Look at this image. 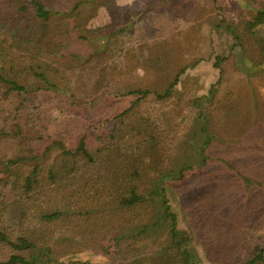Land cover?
<instances>
[{"label":"trees","instance_id":"1","mask_svg":"<svg viewBox=\"0 0 264 264\" xmlns=\"http://www.w3.org/2000/svg\"><path fill=\"white\" fill-rule=\"evenodd\" d=\"M236 1L251 13L213 21L216 34L231 37L229 51L212 55L216 80L187 101L198 129L177 140L176 88L201 59L175 68L174 47L162 43L163 50L148 44L144 55L135 52L143 41L131 46L126 35L145 15L135 1L0 0V264H264L262 236L241 245L243 253L225 236L208 249L179 189L195 176L204 202L236 213L247 206L244 196L258 194L264 206V99L250 76L264 71V0ZM199 2L157 6L148 32L195 25L209 11ZM211 4L222 9L219 0ZM102 8L108 21L92 26ZM236 47L245 94L231 89L225 70ZM90 111L99 115L84 119ZM66 117L73 138L58 129ZM105 121L110 127L93 136ZM130 135L139 138L135 151L123 147ZM82 250L109 257H74Z\"/></svg>","mask_w":264,"mask_h":264},{"label":"rangeland","instance_id":"2","mask_svg":"<svg viewBox=\"0 0 264 264\" xmlns=\"http://www.w3.org/2000/svg\"><path fill=\"white\" fill-rule=\"evenodd\" d=\"M135 1V7L137 12H145V15L137 20L135 23L136 29L131 31L127 39V43L131 46L139 43L140 47L136 48L135 52L144 55L149 49L148 44L151 47H156L159 50H163V47H159L162 43L164 46L167 44L174 47V55H176L177 62L175 63V68L179 65H184L186 63H192L197 59L201 61L195 67H191L187 70L186 74L182 76L180 85L176 88L177 95L182 102L181 107L183 109V115L179 119V129L178 138L181 139L189 132L196 131L198 129V123L196 114V109L192 108L187 104L188 99L195 95L204 94L209 85L213 83L217 78V70L212 66L213 57L215 52L218 53H228V47L231 43V37L226 33H218L213 29V21H216L219 16H222L232 22H237L239 19H245L250 15L249 9H243V6H239L236 0H219L222 5V9L218 10L211 4V0H199L200 4L209 3V11L207 16L203 19L195 22V25L184 24L180 27L178 33L167 30L165 34L160 36H154L148 32V28L153 21L151 19L152 15L158 14L160 6L165 11L167 7L174 6L178 4L180 0H133ZM132 0H117L120 5H126L127 2H133ZM167 4L163 5L162 3ZM170 19V18H169ZM108 21V14L105 9H100L98 14L90 21L92 26H98L102 23ZM156 29V28H155ZM224 31V30H223ZM144 33V37L139 35ZM158 33L157 29L155 34ZM139 39H137V37ZM247 45V41H243L244 47L247 45L246 54L251 57H255V47L253 43ZM242 51L239 48H234L232 51V58L228 60L226 66V73L228 76H233V83L229 86H233L231 89L240 94H245L247 92L246 85L244 84V78L246 71L240 70V64L234 59L241 55ZM134 67V66H132ZM138 71L141 73L142 69L145 67L136 65ZM174 68V69H175ZM260 75L251 74L252 82L257 86V92L260 99H264V71H261ZM262 76L260 81H257ZM257 83V84H255ZM227 85L223 84L222 88L225 90ZM221 90V89H220ZM221 91L220 93H222ZM149 97H152L150 94ZM150 99V98H149ZM118 106H121L118 105ZM113 107H117L113 105ZM99 112L90 111L82 115L84 119H91L93 116H98ZM89 118H88V117ZM81 117V116H79ZM69 118V117H68ZM68 118H61L59 122L60 134L64 135L66 138L71 137L75 127L72 126V122ZM93 119V118H92ZM182 119V120H181ZM77 126L80 125V121L77 122ZM72 126V127H71ZM110 123L105 121L96 124L91 130V134L97 137L105 128H109ZM69 135V136H68ZM139 146V138L135 135H130L123 141V147L126 150L135 151ZM213 171L217 170L216 165L212 167ZM207 173L209 170L207 169ZM202 181V180H201ZM199 181L195 176L179 186L180 192H182V205L186 211L187 218L189 219V224L192 227H197L199 232H203V235L207 237L208 249L215 248L220 243L219 238L223 236L229 237L231 242L237 243V248L243 253L241 245H249L254 242L257 236H262L264 239V206L259 207L256 204L258 194L254 195V198L250 195L247 202V196H244L246 202V207H240L238 212H234L231 208L225 209L220 205H216L213 200L205 201V197L208 195L204 193V183ZM171 202L174 200V194H169ZM246 198V199H245ZM173 208L177 211L178 202H173ZM243 210L248 211L243 214ZM179 211V210H178ZM262 221H261V220ZM235 234L238 240L232 239L231 237ZM222 235V236H221ZM202 236L199 241H205V237ZM77 259L89 260L91 262H105L109 254L105 252H94L91 250H82L74 255Z\"/></svg>","mask_w":264,"mask_h":264}]
</instances>
